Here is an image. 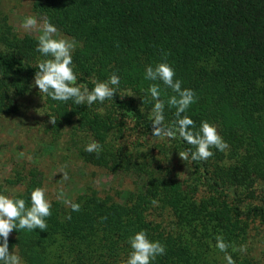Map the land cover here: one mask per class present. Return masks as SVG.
Masks as SVG:
<instances>
[{"label":"trees","instance_id":"obj_1","mask_svg":"<svg viewBox=\"0 0 264 264\" xmlns=\"http://www.w3.org/2000/svg\"><path fill=\"white\" fill-rule=\"evenodd\" d=\"M28 1L33 15L77 41V84L91 90L93 78L113 73L120 84L113 101L90 107L39 93L38 40L13 32L0 11V122L21 125L33 153L130 178L133 188L119 203L88 183L71 200L81 205L78 212L51 201L47 230L14 229L9 251L24 264H121L131 252L129 238L145 230L166 247L152 264H226L218 235L235 264H263L264 0ZM165 59L182 88L196 94L185 115L196 130L205 120L215 125L229 145L224 152L183 161L179 153L193 146L178 134L151 135L153 81L144 78L145 68ZM160 83L161 98L174 94ZM164 115L166 124L176 119L167 105ZM92 138L103 146L98 157L85 151ZM23 171L3 181L22 187L12 196L30 206L43 177L37 168Z\"/></svg>","mask_w":264,"mask_h":264},{"label":"clouds","instance_id":"obj_2","mask_svg":"<svg viewBox=\"0 0 264 264\" xmlns=\"http://www.w3.org/2000/svg\"><path fill=\"white\" fill-rule=\"evenodd\" d=\"M21 28L28 33H40L37 37L36 50L44 59L36 64L37 71L34 76V85L39 93L50 97L54 101L67 102L72 100L76 105L91 106L97 102L103 104L105 100L113 101L117 94L120 78L113 73L107 80L92 79L94 87L90 90L86 85L77 84V74L74 71L72 54L78 47L74 38L58 34V29L45 18L42 23L35 16H27ZM167 55V54H166ZM144 78L153 81L147 89L154 101L148 119L151 123V135L160 138L175 139L178 134L187 144L193 146L180 152L183 161H206L214 155L212 149L224 152L229 145L223 140L215 125L202 121L199 130L195 122L185 115L189 107L196 102L193 90L182 88V81L176 78L174 68L165 59L155 66L145 68ZM165 88L171 89V96L163 99L161 83ZM129 96L134 94H128ZM123 98V96H121ZM143 103V101H142ZM175 109L176 119L171 124L165 123V106ZM57 118L49 116L48 123L55 126ZM103 146L99 141L90 139L85 146L88 153H96L97 157L102 152ZM62 179H69L67 171L62 167L59 172ZM72 211H79L81 205L66 201ZM52 202L47 198L44 187H36L30 193V206L23 198L0 193V264H24L19 252L9 251L8 239L12 231H33L39 229L46 231L47 218L51 216ZM71 219V216L67 217ZM105 219V218H102ZM131 252L121 264H152L158 257L166 253V247L159 241L151 240L145 230L135 232L128 241ZM225 253L226 264H235L232 256L228 254L229 244L222 235L216 237V245ZM240 252L246 251V246L239 248Z\"/></svg>","mask_w":264,"mask_h":264},{"label":"rangeland","instance_id":"obj_3","mask_svg":"<svg viewBox=\"0 0 264 264\" xmlns=\"http://www.w3.org/2000/svg\"><path fill=\"white\" fill-rule=\"evenodd\" d=\"M29 3L28 0H0V11L8 16L13 32L18 35L28 34L37 39L40 33H28L21 28L27 16H35L30 12ZM35 17L42 23L39 17ZM32 114L34 113H30L31 116ZM0 124V193L2 194L12 196L22 189L19 186H5L3 181L12 175L13 170H20L21 166L24 167L22 173L30 167L37 168L41 172L43 177L41 187L47 190V198L50 201H57L62 208L67 207L66 201H71L76 195L82 193L88 183H93L99 192L111 196L119 203L124 202L127 193L133 188V180L130 178L111 176L104 171L78 163H63L58 155L46 157L37 154L38 152L33 153L35 146L24 142L21 125L8 121H2ZM62 167L68 173L67 181H64L62 174L58 173ZM162 220L163 223L168 222L167 218ZM260 248L263 251L260 262L264 264V244L260 245Z\"/></svg>","mask_w":264,"mask_h":264}]
</instances>
